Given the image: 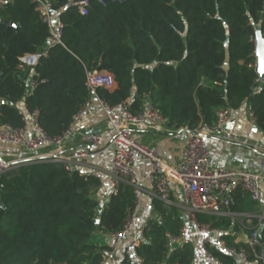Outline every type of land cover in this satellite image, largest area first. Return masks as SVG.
<instances>
[{"label":"trees","instance_id":"1","mask_svg":"<svg viewBox=\"0 0 264 264\" xmlns=\"http://www.w3.org/2000/svg\"><path fill=\"white\" fill-rule=\"evenodd\" d=\"M63 26L62 45L51 46L36 67L18 70L25 55L42 54L50 36L29 0H12L0 9V122L23 123L17 104L37 110L50 137L61 136L91 100L86 71L111 74L116 86L98 88L108 106L129 102L132 112L150 102L167 126L193 130L212 127L222 110L246 103L254 125L264 134V81L254 68L255 44L264 40V0H89L80 15L67 0H50ZM35 73L37 76H32ZM36 81L31 94L27 82ZM98 177L67 172L50 163H25L0 179V264H103L106 245L88 241L94 231H122L136 199L121 184L100 209L94 194ZM239 200L237 203L236 200ZM256 203L238 192L230 210L255 211ZM155 215L143 228L133 254L144 264H193V243L170 250L166 235L179 236L184 218L176 207L153 200ZM200 224L227 231L230 221L197 215ZM98 221V225H96ZM236 246L228 234L220 236ZM217 264H238L215 243Z\"/></svg>","mask_w":264,"mask_h":264},{"label":"built area","instance_id":"2","mask_svg":"<svg viewBox=\"0 0 264 264\" xmlns=\"http://www.w3.org/2000/svg\"><path fill=\"white\" fill-rule=\"evenodd\" d=\"M10 1L12 0H0V9ZM29 1L34 5L41 21L47 26L50 36L42 54L25 55L20 59L18 70L21 73L25 71L26 64L33 63L31 58L39 59L41 56L47 58L49 47L62 45L63 26L60 23L59 13L53 9V3L50 0ZM95 1L104 5L103 0ZM67 7L80 15H86L90 3L89 0H67ZM254 68L256 69V63ZM32 74L36 76L35 73ZM85 75L86 88L92 98L98 101L106 117V126L111 133L113 157L105 173L108 198L117 193L121 184H127L132 187L136 199L135 210L127 219L122 231L108 235L111 244L105 254L104 263L116 261L120 264L118 255L131 256L134 249L140 245L143 229L136 228V217L141 196L148 195L150 199L160 201L167 208L176 207L175 186L181 195L185 222L179 236L166 235L170 250L182 249L190 242L189 234L194 231L198 237L195 250L201 254L202 264H217V259L210 251L213 238L216 239L217 245L238 264H264V208L255 216L256 223L249 230L245 242L236 246L226 245L218 229L200 224L196 220L197 215H212L217 218L227 216L226 212L231 206L232 196L238 192L248 195L256 204H261L262 201L261 185L264 181L262 173L216 167L211 163L206 141L209 138L219 137L222 129L230 121L229 111L218 112L212 127L200 125L193 130L183 128L186 137L180 148L177 163L170 165L160 155L156 146L144 145L134 135L135 128L158 127L164 121L159 111L150 102H145L142 110L137 113L132 112L128 101L117 106H108L95 97V92L98 88L113 89L116 86L113 76L104 71H86ZM35 84V79L31 77L27 82L28 94L32 93ZM90 101L73 117L69 127L59 137L48 136L38 122V111H30L25 105L19 110L23 123L20 128L0 122V144L21 150L16 156H7V153L0 151V179L25 163H50L62 166L67 172H74L76 161L87 156V153L81 151L64 155L65 145L76 139L93 147H99L103 142L102 137L97 133H84L76 129L79 120L89 110ZM249 117L253 121L251 114ZM140 163L148 167L144 176L137 171V165ZM144 183L148 185L147 189L144 188ZM239 217L246 223L252 218L247 214H241ZM242 227L245 228L244 225ZM126 238H128L127 245L121 250V244ZM134 261L135 264H144L143 259L139 257H135Z\"/></svg>","mask_w":264,"mask_h":264},{"label":"crops","instance_id":"3","mask_svg":"<svg viewBox=\"0 0 264 264\" xmlns=\"http://www.w3.org/2000/svg\"><path fill=\"white\" fill-rule=\"evenodd\" d=\"M45 49H42V52ZM33 63L26 64L27 68L33 70L37 64L38 59L31 58ZM29 80V79H28ZM89 110L82 116L76 125V129L84 133H97L102 139V145L93 147L83 144L80 140L76 139L68 143L63 148L64 155H71L76 152L87 153V156L76 161L74 170L82 175L98 177L101 181V186L94 194V199L99 203L100 209L108 200V183L106 179V171L109 163L113 157V147L111 145V133L106 126V117L100 108L98 101L94 98L91 99ZM3 102L0 101V104ZM24 106V102L17 104L20 110ZM229 123L222 129L218 138L207 139V146L210 151L211 163L216 167H224L227 169H243L253 173H262L264 175V134L258 131L254 122L249 117V108L246 103L236 111H229ZM186 131L183 128L174 129L167 126L165 121L161 122L156 128H135V138L144 145H154L158 148L160 155L170 165H175L178 160L180 148L185 140ZM0 151L3 153L17 155L21 152L16 147L0 144ZM147 165L140 163L137 165V171L141 176L147 172ZM144 188L147 189L148 185L144 183ZM244 194V193H243ZM262 201L261 204H256L255 211H245L237 213L227 210L225 218L230 221V228L227 231H220V236L228 234L232 238L234 245H241L245 242L249 230L255 225L256 218L262 208H264V181L261 185ZM174 202L176 208L181 210V195L179 189L174 186ZM152 199L148 195L141 196L140 206L138 208L136 217V228L143 229L150 219H154L155 215L152 208ZM238 203L239 200L237 199ZM247 214L252 218L249 223H246L239 215ZM184 217V216H183ZM245 226L242 227V226ZM196 233L191 231V233ZM101 234V233H99ZM189 234V236H190ZM102 236V235H101ZM128 242V238L124 239L120 249L122 250ZM217 245L215 238L212 239V244ZM111 239L107 235H103L102 244L93 242L92 245L96 246H110ZM197 244H194L196 247ZM197 251V250H196ZM200 254V253H199ZM201 255V254H200ZM119 258V255H118ZM103 264H117V262H106ZM135 261L133 259V263Z\"/></svg>","mask_w":264,"mask_h":264},{"label":"water","instance_id":"4","mask_svg":"<svg viewBox=\"0 0 264 264\" xmlns=\"http://www.w3.org/2000/svg\"><path fill=\"white\" fill-rule=\"evenodd\" d=\"M255 56L256 72L260 80L264 81V40L259 34L256 37ZM96 225H98V221H96Z\"/></svg>","mask_w":264,"mask_h":264},{"label":"rangeland","instance_id":"5","mask_svg":"<svg viewBox=\"0 0 264 264\" xmlns=\"http://www.w3.org/2000/svg\"><path fill=\"white\" fill-rule=\"evenodd\" d=\"M178 214L183 218L184 213L179 209H178ZM99 233H101V232L100 231H94L88 242L90 244H92L93 242H96L98 240V242H100L102 244V239H103L104 234L103 233L99 234ZM189 239H190V242L193 243V245L198 243V237L193 232L190 234ZM202 263H203L202 257L197 250L193 264H202Z\"/></svg>","mask_w":264,"mask_h":264},{"label":"bare ground","instance_id":"6","mask_svg":"<svg viewBox=\"0 0 264 264\" xmlns=\"http://www.w3.org/2000/svg\"><path fill=\"white\" fill-rule=\"evenodd\" d=\"M38 60H40V58H39ZM38 60H37V61H38ZM8 156H15V155H13V154H9Z\"/></svg>","mask_w":264,"mask_h":264}]
</instances>
